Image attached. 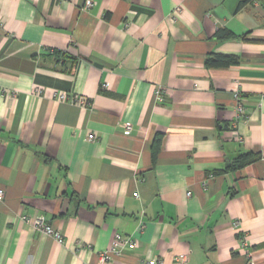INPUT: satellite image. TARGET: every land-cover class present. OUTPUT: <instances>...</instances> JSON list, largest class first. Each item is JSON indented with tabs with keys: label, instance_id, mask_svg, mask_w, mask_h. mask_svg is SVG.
I'll return each instance as SVG.
<instances>
[{
	"label": "crops",
	"instance_id": "1",
	"mask_svg": "<svg viewBox=\"0 0 264 264\" xmlns=\"http://www.w3.org/2000/svg\"><path fill=\"white\" fill-rule=\"evenodd\" d=\"M90 1L0 0V264H264V0Z\"/></svg>",
	"mask_w": 264,
	"mask_h": 264
},
{
	"label": "built area",
	"instance_id": "2",
	"mask_svg": "<svg viewBox=\"0 0 264 264\" xmlns=\"http://www.w3.org/2000/svg\"><path fill=\"white\" fill-rule=\"evenodd\" d=\"M92 3L90 0H86L85 6L89 7ZM38 92H42V90L37 89ZM235 109L238 114L244 113V107L242 101L239 99L238 93H235ZM52 97L55 100H65L67 99V94L64 91H54L52 93ZM81 104H83L85 101L83 99L78 100ZM130 129V125H126L125 133H127ZM94 138L93 134L88 135V139L92 140ZM134 196H137V192L133 193ZM4 196L3 189L0 188V199H2ZM22 219L28 223H30L35 229L45 233L46 235H49L53 237L57 242L61 243L63 242V236L62 234L57 230L52 228L48 223H46L45 218L42 215L37 216H27L23 215ZM235 225L237 222L234 223ZM137 245L136 241L131 237V235L123 234L120 232H115L112 238V241L110 243V246L102 251L100 253L101 261H106L107 259H110L113 256H118L122 254L125 249H133ZM243 247H247L246 238L244 237L242 239ZM246 255L248 257L247 264H255V261L251 258V253L246 250ZM146 264H158V261L155 258L148 259Z\"/></svg>",
	"mask_w": 264,
	"mask_h": 264
},
{
	"label": "trees",
	"instance_id": "3",
	"mask_svg": "<svg viewBox=\"0 0 264 264\" xmlns=\"http://www.w3.org/2000/svg\"><path fill=\"white\" fill-rule=\"evenodd\" d=\"M252 0H239L238 8L245 5L247 2H250ZM216 36L218 38H224V37H233L234 35L231 34L226 29H218L216 31ZM239 61L238 57L234 55H228V54H215L212 53L208 55L205 59V62L207 65L211 67H222V66H229L231 64H237ZM255 154H252L251 152H245L241 155H239L237 158H235L232 162H229L225 165L224 170H235L238 168L243 167L247 163H250L254 158Z\"/></svg>",
	"mask_w": 264,
	"mask_h": 264
}]
</instances>
